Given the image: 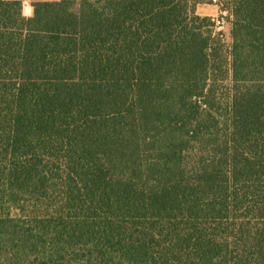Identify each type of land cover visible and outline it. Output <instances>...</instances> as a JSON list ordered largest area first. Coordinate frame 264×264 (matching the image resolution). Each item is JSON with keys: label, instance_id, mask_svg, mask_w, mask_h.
I'll return each mask as SVG.
<instances>
[{"label": "trees", "instance_id": "obj_1", "mask_svg": "<svg viewBox=\"0 0 264 264\" xmlns=\"http://www.w3.org/2000/svg\"><path fill=\"white\" fill-rule=\"evenodd\" d=\"M0 0V264H264V0L227 56L195 0Z\"/></svg>", "mask_w": 264, "mask_h": 264}, {"label": "rangeland", "instance_id": "obj_2", "mask_svg": "<svg viewBox=\"0 0 264 264\" xmlns=\"http://www.w3.org/2000/svg\"><path fill=\"white\" fill-rule=\"evenodd\" d=\"M230 0H195V12L209 17L212 21L213 34H219L223 53L227 56L230 44ZM22 14H32L31 0H22Z\"/></svg>", "mask_w": 264, "mask_h": 264}, {"label": "built area", "instance_id": "obj_3", "mask_svg": "<svg viewBox=\"0 0 264 264\" xmlns=\"http://www.w3.org/2000/svg\"><path fill=\"white\" fill-rule=\"evenodd\" d=\"M213 1H215V0H213Z\"/></svg>", "mask_w": 264, "mask_h": 264}]
</instances>
